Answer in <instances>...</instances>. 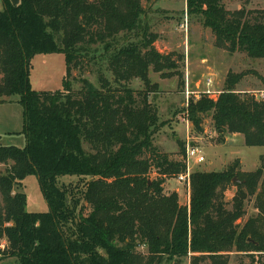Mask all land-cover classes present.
<instances>
[{"label": "trees", "instance_id": "trees-1", "mask_svg": "<svg viewBox=\"0 0 264 264\" xmlns=\"http://www.w3.org/2000/svg\"><path fill=\"white\" fill-rule=\"evenodd\" d=\"M0 100L19 95L24 108V148L0 145V258L13 264H230L231 253L264 264V156L253 171L236 159L223 171H194L188 205L166 193L168 177L186 171V146L177 157L162 152L154 135L162 126L150 100L163 78L185 79L174 53L155 46L158 34L144 24L142 0H2ZM187 14L203 17L216 45L264 59V9L230 11L223 0H186ZM135 36V37H133ZM139 38L137 39V37ZM123 39V40H122ZM111 76L99 86L74 69L98 52ZM63 53V88H32L36 54ZM245 74L229 73L217 100L189 99L198 131L211 113L219 139L243 135L264 147V101L239 92ZM140 79L145 89L130 86ZM4 167V169H1ZM155 172L157 178H152ZM36 175L49 210L29 212L23 181ZM62 176L86 180L72 187ZM238 178L241 182L234 181ZM237 191L230 207L225 193ZM257 213L244 223L246 203Z\"/></svg>", "mask_w": 264, "mask_h": 264}, {"label": "rangeland", "instance_id": "rangeland-1", "mask_svg": "<svg viewBox=\"0 0 264 264\" xmlns=\"http://www.w3.org/2000/svg\"><path fill=\"white\" fill-rule=\"evenodd\" d=\"M223 3L230 11L243 7L248 10L264 9V0H223ZM142 4L145 8L144 24L158 34L156 48L164 54L174 53L175 58L183 57V60H179V72L185 79L184 86H180L177 75L163 78L160 73L150 70L151 83L157 84V89L150 94V100L157 105L162 122L154 135L155 145L173 157L179 154L180 143L185 146L189 140L191 144L199 145L206 160L201 164L192 162L191 168L194 171H223L236 159L241 161V171L256 170L262 164L264 147L247 146L243 135L226 134L223 140L219 139L211 113L199 115L203 120L202 131L195 128L187 114L189 99L195 97V94L187 96L186 84L189 83L193 92L202 91L204 85L198 88L197 84L211 76L215 80V91L220 93L225 88L229 73L243 72L245 76L237 85V90L257 93L264 89V59H254L243 51L231 52L227 48L218 47L216 36L211 28L205 26L203 17L187 14L186 0H142ZM3 8L0 0V10ZM101 52L93 60L86 58L79 68L73 70L71 80L75 90L81 88L83 78L99 86L100 73L111 76ZM65 74L66 57L63 53H42L32 58L30 81L34 90L54 91L63 88ZM130 86L136 91L145 89L140 79H133ZM19 100V95L0 100V145L24 148L27 143L24 108ZM208 133H213L214 137L209 138ZM151 177L157 178V174L153 172ZM61 181L72 187H84L86 180H79L76 176H62ZM164 189L166 193L178 192L180 203L188 205L190 190L177 177H168ZM236 191L237 187L232 185L225 193L229 207ZM23 192L27 195L29 212L44 213L49 210L36 175H28L24 179ZM256 213L255 199L252 198L246 203V214L241 223ZM248 261L246 255L231 253L230 264H247ZM13 263V259L0 258V264Z\"/></svg>", "mask_w": 264, "mask_h": 264}, {"label": "built area", "instance_id": "built-area-1", "mask_svg": "<svg viewBox=\"0 0 264 264\" xmlns=\"http://www.w3.org/2000/svg\"><path fill=\"white\" fill-rule=\"evenodd\" d=\"M201 84L204 85V89L202 91H197L193 92L190 89L189 83L187 82L186 86V94L189 97L190 94H195V99H200L202 96H207L210 99L217 100L220 93H217L214 89L215 86V80L213 77L209 76L204 79V81L199 82L197 85L198 88L201 87ZM258 100L264 101V89L260 92L253 93ZM188 114V113H187ZM209 138H213L214 134L213 133H208ZM186 146V154H185V161H186V171L184 173H181L178 177L177 180L186 185L188 189L190 190V184H191V175L194 172L192 170L191 165L193 163L201 164L204 162L205 156L202 154V149L199 145L196 144H191L190 141H187Z\"/></svg>", "mask_w": 264, "mask_h": 264}, {"label": "water", "instance_id": "water-1", "mask_svg": "<svg viewBox=\"0 0 264 264\" xmlns=\"http://www.w3.org/2000/svg\"><path fill=\"white\" fill-rule=\"evenodd\" d=\"M14 5H17L19 3V0H11ZM234 181L241 182L238 178H235Z\"/></svg>", "mask_w": 264, "mask_h": 264}]
</instances>
